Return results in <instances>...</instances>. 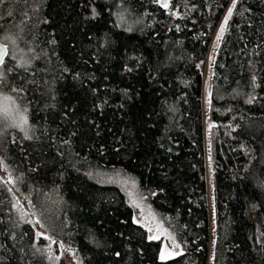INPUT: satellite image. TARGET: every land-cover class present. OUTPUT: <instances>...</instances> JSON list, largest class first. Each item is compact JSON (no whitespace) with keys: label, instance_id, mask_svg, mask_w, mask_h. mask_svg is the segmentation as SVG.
Listing matches in <instances>:
<instances>
[{"label":"trees","instance_id":"1","mask_svg":"<svg viewBox=\"0 0 264 264\" xmlns=\"http://www.w3.org/2000/svg\"><path fill=\"white\" fill-rule=\"evenodd\" d=\"M230 2L0 3L9 50L0 92L27 109L32 137L0 121V157L48 234L82 264H207L203 63ZM210 94L212 264H264V0L237 4ZM119 177L136 181L178 254L161 259L162 239L137 222ZM9 189L3 177L0 264H52L36 252L48 239L36 236Z\"/></svg>","mask_w":264,"mask_h":264},{"label":"rangeland","instance_id":"2","mask_svg":"<svg viewBox=\"0 0 264 264\" xmlns=\"http://www.w3.org/2000/svg\"><path fill=\"white\" fill-rule=\"evenodd\" d=\"M232 2V0H231ZM225 10L217 28L214 33L213 39L211 41V45L209 47V51L206 59L203 63V114H204V124H205V166H206V175H207V188H208V207H209V244H208V260L207 264H212V255L214 249V240H215V206H214V192H213V180H212V162H211V154L209 147V127L211 121L209 119V100H210V89H211V80L213 74V60L215 57V53L217 50L218 42L217 36L220 35V27L222 22L227 14V10L230 7V4ZM16 103V102H15ZM17 108L19 109V113H23L25 115L24 108L20 107L16 103ZM14 116L18 119V114L13 113ZM13 122L12 119H9ZM1 175L7 180L10 189L14 195L16 206L19 208L20 212L24 215V217L30 221L35 229V234L37 232H44L46 236H49L46 229L40 223L37 215L35 214L28 197L21 192L14 184V182H9V178L11 175L7 172V170L3 167H0ZM120 188L124 191L128 202L132 205L134 209L135 218L144 224L147 229L151 228L152 231L149 234L150 236H157L162 239L163 247L162 252L164 256L175 254L181 251V246L179 241L177 240L174 233L163 223V221L157 216L149 202L146 200L144 195L140 194L137 185L135 187L132 186L130 178L119 177L115 179ZM128 181L127 184L124 181ZM135 199L137 203L140 205L139 207H135L132 204V200ZM39 221V223H37ZM57 241V240H56ZM60 242V241H58ZM51 244V253L59 257L58 260L52 261V264H77V261L80 260L75 250L69 246L68 244H64V248H60L58 244H52L51 240H48L47 245ZM75 253V255H73Z\"/></svg>","mask_w":264,"mask_h":264},{"label":"snow or ice","instance_id":"3","mask_svg":"<svg viewBox=\"0 0 264 264\" xmlns=\"http://www.w3.org/2000/svg\"><path fill=\"white\" fill-rule=\"evenodd\" d=\"M153 2L160 4L164 9H170L171 8V0H153ZM0 3H3V0H0ZM238 3H240V0H232L230 7L227 10V14H226V16L222 22V25L220 27V35L217 36L218 40L222 38V34L225 31V27L228 25L229 19L233 16L234 11H235ZM248 11H251V10L249 9ZM242 14L243 13H241V15ZM95 15H97V13L95 11H93V16H95ZM118 18L121 21H124V16L122 13H118ZM135 22L138 23L139 21H135ZM127 30L132 31L131 25H128ZM6 39H7V37H6ZM13 43H15V41H13ZM8 56H9V50H8L7 44H0V65L4 64L5 59ZM26 64H27V61L21 60V67H24ZM4 76H5V71H0V83H3ZM253 80H255V77H253ZM13 91H17V90L13 89ZM209 95H211V94L209 93ZM253 99H255V97L250 96L248 99V102L251 103L253 101ZM210 102L211 101H209V103ZM24 111L26 112L27 109H25ZM14 112L18 114V119L16 116L13 115ZM8 119L13 120V123L11 126L19 127L21 130L25 131V138H27V139L32 138V137L28 136L27 131H26V126L28 125L27 115H24L23 113H19V109L16 106L15 99L12 96L6 95L3 92H0V121L8 120ZM0 167H3L5 169H7L9 167L3 157H0ZM2 179H3V177H0V180H2ZM21 179H22V177H21ZM9 182H16V178L10 177ZM124 183L127 184L128 181L126 180V181H124ZM131 184L133 187H135L136 181L134 179H132ZM9 191H11V189H9ZM132 204L135 207L140 206L135 199L132 200ZM42 214L43 213H41V215ZM137 222H139V221H137ZM37 223H39V221H37ZM148 230L150 232L152 231L151 228H149ZM36 236L51 240L52 244H58L60 248L65 247L62 242L56 241L50 235L46 236L44 232H37ZM150 239H158V237L152 236V237H150ZM33 247H35V245H33ZM36 252H39L41 254H43L45 252L51 253V244L47 245L46 247H43V248H37ZM73 255H75V253H73ZM117 255H119V253H117ZM164 258H165V256L162 254L161 259H164ZM47 259L49 261H55V260H58L59 257L52 255V254H49V255H47ZM77 264H82V262H80L78 260Z\"/></svg>","mask_w":264,"mask_h":264},{"label":"water","instance_id":"4","mask_svg":"<svg viewBox=\"0 0 264 264\" xmlns=\"http://www.w3.org/2000/svg\"><path fill=\"white\" fill-rule=\"evenodd\" d=\"M0 44H4V43H2L1 41H0ZM1 66V65H0Z\"/></svg>","mask_w":264,"mask_h":264}]
</instances>
